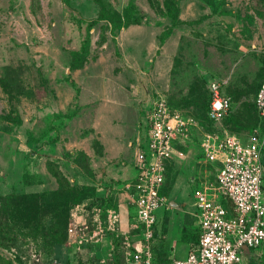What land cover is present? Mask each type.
Here are the masks:
<instances>
[{
    "label": "rangeland",
    "instance_id": "obj_1",
    "mask_svg": "<svg viewBox=\"0 0 264 264\" xmlns=\"http://www.w3.org/2000/svg\"><path fill=\"white\" fill-rule=\"evenodd\" d=\"M210 77L232 101L220 122L207 119ZM262 83L264 0H0V264L109 263L113 252L69 230L105 226L108 200L130 207L134 142L147 138L160 97L197 123L163 187L182 174L196 213L195 191L217 186V164L199 157L202 135L264 139L252 104ZM177 210L156 212L150 246L166 264L186 259L198 237L195 213ZM171 218L188 224L182 237L169 235ZM252 251L264 264V245Z\"/></svg>",
    "mask_w": 264,
    "mask_h": 264
},
{
    "label": "built area",
    "instance_id": "obj_2",
    "mask_svg": "<svg viewBox=\"0 0 264 264\" xmlns=\"http://www.w3.org/2000/svg\"><path fill=\"white\" fill-rule=\"evenodd\" d=\"M223 86L224 82L208 80V117L212 122H220L231 109V100L223 94ZM254 104L264 120V84L259 87ZM146 120L147 138L142 135L134 142L135 176L126 185L131 206L137 208L127 229L121 230L117 215L108 212L105 226L98 222L91 231L85 226L69 230L72 236L79 237L80 243L88 244L98 242L106 231L110 232L120 243V251L111 255L113 264L115 256L121 258V264H158L150 243L157 234L156 212L162 207L170 210L162 194L166 167L174 154H181L178 147L187 143L197 127V123L173 109L166 97L153 103ZM199 148L200 158L218 166L217 186L211 184L195 191L197 243L190 247L186 259H172L168 264H240L252 249L264 245V139L258 130L247 143L227 131L206 133ZM219 197H222L220 203L216 202Z\"/></svg>",
    "mask_w": 264,
    "mask_h": 264
},
{
    "label": "crops",
    "instance_id": "obj_3",
    "mask_svg": "<svg viewBox=\"0 0 264 264\" xmlns=\"http://www.w3.org/2000/svg\"><path fill=\"white\" fill-rule=\"evenodd\" d=\"M264 156V155H263ZM174 160V157L171 158V160L168 162L167 167H166V177H167V173L172 165V162ZM120 175L122 177L127 175V169L126 167H124L123 170L119 171ZM135 176V173L133 175V177L131 179H133ZM166 180V178H165ZM184 182V178L182 177V174H179L176 176L175 180L173 181L170 190L168 192V194H164V197L166 198V203H167V207L170 208V210H175L176 212L180 209V211L183 212V214H191L192 216H194L195 211L193 210V207H191V204L189 205V200L187 199V197H185V195L183 194L184 192L181 191V187L185 186ZM129 183V182H128ZM184 184V185H183ZM127 183L124 185L126 188ZM164 187V185H163ZM163 191V189H162ZM164 192V191H163ZM125 200V199H124ZM124 200H120L117 202V208L116 209H108L107 212H113L114 214L117 215V221H118V226L120 227L121 230H125L123 229V221L126 217L127 212L130 210L131 207V203H130V192H129V204L130 207L126 204V202ZM169 209H166V212ZM116 212V213H115ZM130 222V221H129ZM128 222V224H129ZM169 222L168 225V232L170 236H174L177 233H179L182 237V231L184 227H188V224L185 223V221H179L178 219H172ZM127 224V226H128ZM195 225V220H194V224ZM84 227V226H83ZM86 227V226H85ZM122 227V228H121ZM89 230L91 231L92 229L89 228ZM176 230H178L176 233H174ZM99 243H101L104 247H106L107 249V254L110 255V253L113 250V242H112V234L110 232H105L101 239L98 241ZM177 241L175 239L171 240V243L173 246H176ZM95 255H97V253H95ZM258 259V255H256L255 253H253V251H250V253L244 257L243 261H252V264L254 262V260Z\"/></svg>",
    "mask_w": 264,
    "mask_h": 264
},
{
    "label": "trees",
    "instance_id": "obj_4",
    "mask_svg": "<svg viewBox=\"0 0 264 264\" xmlns=\"http://www.w3.org/2000/svg\"><path fill=\"white\" fill-rule=\"evenodd\" d=\"M208 80H215V79L210 77L209 79H206V80H205V86H206V90H207V93H208L207 119H208L210 122H212V121L209 119V117H208V110H209V105H210V93H209V90H208ZM262 84H264V83H262ZM262 84H260V85L257 87L255 93L252 95V104H253V106H254L256 112H257V109H256L255 104H254V97H255V95H256V93H257L259 87H260ZM223 94H224L225 96L229 97V96L226 94V92H225L224 86H223ZM229 98H230V97H229ZM166 99H167V101H168V104H169L173 109L179 111L178 109H176L175 107H173V106L170 104L168 98H166ZM230 100H231V99H230ZM231 105H232V101H231ZM179 112H180V111H179ZM230 112H231V109H230ZM230 112H229V114H228L227 116L230 115ZM257 115H258V112H257ZM227 116H226V117H227ZM226 117H225V118H226ZM258 117H259V115H258ZM225 118H223V119H225ZM223 119H222V120H223ZM259 119H261V118L259 117ZM261 120H263V119H261ZM263 121H264V120H263ZM178 149H179V147H178ZM164 183H165V182H164ZM163 193H164V192L162 191V194H163ZM163 195H164V194H163ZM100 200H101V199H100ZM107 202H108L107 205L104 207L106 210H108V209H116L115 207H113V205L110 204L109 200H108ZM224 205H225V206H228V203H224ZM85 229H88V230H89V227H86ZM163 235H165V232H163ZM197 240H198V237H197ZM197 240H196V243H197ZM112 242H113V250H112V252L114 253V251H115L114 255H116V254H117V251H120V249H119V245H120V243H119V239H115V240H114V238L112 237ZM196 243H195V244H196ZM82 250L84 251V249H82ZM111 257H112V256H110V257L108 258V260H109V261H108V262H109L108 264H113V262H112V258H111ZM157 263H158V264H166L165 262H162L160 258H157Z\"/></svg>",
    "mask_w": 264,
    "mask_h": 264
},
{
    "label": "water",
    "instance_id": "obj_5",
    "mask_svg": "<svg viewBox=\"0 0 264 264\" xmlns=\"http://www.w3.org/2000/svg\"><path fill=\"white\" fill-rule=\"evenodd\" d=\"M244 252H245V253L248 252V249L245 248V249H244Z\"/></svg>",
    "mask_w": 264,
    "mask_h": 264
}]
</instances>
